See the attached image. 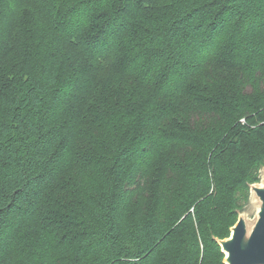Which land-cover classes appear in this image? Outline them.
I'll use <instances>...</instances> for the list:
<instances>
[{"label": "trees", "instance_id": "obj_1", "mask_svg": "<svg viewBox=\"0 0 264 264\" xmlns=\"http://www.w3.org/2000/svg\"><path fill=\"white\" fill-rule=\"evenodd\" d=\"M262 167L264 0H0V264H225Z\"/></svg>", "mask_w": 264, "mask_h": 264}, {"label": "water", "instance_id": "obj_2", "mask_svg": "<svg viewBox=\"0 0 264 264\" xmlns=\"http://www.w3.org/2000/svg\"><path fill=\"white\" fill-rule=\"evenodd\" d=\"M263 168L259 170V181L249 185V196L255 195L259 204L254 224L248 227L244 217L238 214L229 236L218 240L225 264H264V185H258Z\"/></svg>", "mask_w": 264, "mask_h": 264}, {"label": "rangeland", "instance_id": "obj_3", "mask_svg": "<svg viewBox=\"0 0 264 264\" xmlns=\"http://www.w3.org/2000/svg\"><path fill=\"white\" fill-rule=\"evenodd\" d=\"M9 64L6 65V67H8ZM219 68L218 64H212L208 67V69L206 70L205 74H209L210 76H212V74H215V71H217ZM228 84H230V77L224 81H219L218 82V86L219 85H223V86H227ZM179 102V101H176ZM175 102V103H176ZM163 157V156H162ZM162 157L160 158L162 160ZM160 160V162H161ZM159 165V162L157 163L156 167ZM264 174V168L260 171V179L261 176ZM250 190H249V194H248V199L247 201L244 203L242 209L239 211V216H243L248 227H252V225L254 224L256 218H257V212L259 209V204H258V200L254 197L251 198L250 195ZM53 197H61V190L59 189H54L52 192ZM238 216V217H239Z\"/></svg>", "mask_w": 264, "mask_h": 264}, {"label": "bare ground", "instance_id": "obj_4", "mask_svg": "<svg viewBox=\"0 0 264 264\" xmlns=\"http://www.w3.org/2000/svg\"><path fill=\"white\" fill-rule=\"evenodd\" d=\"M258 185H260V186L264 185V175L261 176V180H260V182H258ZM254 197H255V195H254Z\"/></svg>", "mask_w": 264, "mask_h": 264}]
</instances>
